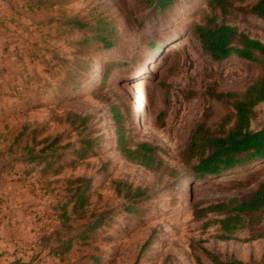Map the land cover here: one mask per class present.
I'll return each mask as SVG.
<instances>
[{
  "label": "rangeland",
  "instance_id": "1",
  "mask_svg": "<svg viewBox=\"0 0 264 264\" xmlns=\"http://www.w3.org/2000/svg\"><path fill=\"white\" fill-rule=\"evenodd\" d=\"M211 1L0 0V264H264V221L224 239L204 211L256 189L264 162L195 181L183 159L262 74L192 34L213 21L264 43L259 0ZM121 128L152 168L124 157Z\"/></svg>",
  "mask_w": 264,
  "mask_h": 264
},
{
  "label": "trees",
  "instance_id": "2",
  "mask_svg": "<svg viewBox=\"0 0 264 264\" xmlns=\"http://www.w3.org/2000/svg\"><path fill=\"white\" fill-rule=\"evenodd\" d=\"M172 2L173 0H157V6L164 8ZM227 2V0L211 1L219 6L228 5ZM253 11L259 18L264 19V0H259ZM77 25L81 29L87 26L81 22H77ZM192 34L199 42L202 51L213 61L221 63L236 57L242 62L256 63L262 69L259 79L246 92L236 96L233 104L234 113L224 120V127L234 123L231 129L216 135L206 130L204 126H200L193 134L183 159L190 168L193 179L202 181L264 162V129L254 131L251 128L255 107L264 102V43L241 33L236 26L220 25L213 21L194 25ZM95 38L102 39L106 47H111L113 44L102 35ZM118 134L120 150L124 157L130 162L152 168L153 158L150 154L155 153V150L148 144H142L136 149L127 148L122 128L118 130ZM57 141L55 139L53 144ZM143 194L145 193L140 196ZM126 197L133 199L130 194ZM127 211H131L130 206L127 207ZM204 211L224 216L220 221L223 238L230 239L238 230L246 228L250 221L252 223L264 221V182L250 193L224 199ZM220 264L246 263L231 260Z\"/></svg>",
  "mask_w": 264,
  "mask_h": 264
}]
</instances>
